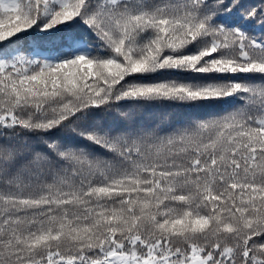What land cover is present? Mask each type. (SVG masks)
Wrapping results in <instances>:
<instances>
[{
    "label": "snow or ice",
    "instance_id": "snow-or-ice-1",
    "mask_svg": "<svg viewBox=\"0 0 264 264\" xmlns=\"http://www.w3.org/2000/svg\"><path fill=\"white\" fill-rule=\"evenodd\" d=\"M0 264H264V0H0Z\"/></svg>",
    "mask_w": 264,
    "mask_h": 264
},
{
    "label": "trees",
    "instance_id": "trees-1",
    "mask_svg": "<svg viewBox=\"0 0 264 264\" xmlns=\"http://www.w3.org/2000/svg\"><path fill=\"white\" fill-rule=\"evenodd\" d=\"M128 109L125 108L124 111ZM179 110L169 107H146L135 110V118L140 120L146 124L155 125L160 123L162 120L167 122L169 120H174L176 118V114ZM113 117H118V113H113ZM106 119L111 120V117H106Z\"/></svg>",
    "mask_w": 264,
    "mask_h": 264
}]
</instances>
